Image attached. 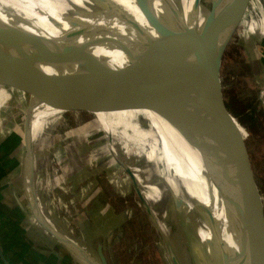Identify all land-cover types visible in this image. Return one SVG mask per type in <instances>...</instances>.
I'll return each mask as SVG.
<instances>
[{
  "label": "water",
  "instance_id": "obj_1",
  "mask_svg": "<svg viewBox=\"0 0 264 264\" xmlns=\"http://www.w3.org/2000/svg\"><path fill=\"white\" fill-rule=\"evenodd\" d=\"M168 1V15L160 20L164 36L156 38L140 30L145 41L136 45L125 29L113 25L114 19H119L125 25L129 21L108 0H92V3L88 1L82 5L74 0H65L77 18L78 25L72 26L78 29L79 35L85 36V32L92 38L93 46L121 51L128 60L126 65L114 68L100 61H93L94 75L82 91L74 86L73 81L77 80L74 77L60 78L61 84H56L54 79L42 73L41 66L47 63V58L37 50L28 52L24 48L20 40L24 29L0 25V43L13 40L17 48L13 64L2 61L0 57V72L7 73L16 82L28 80L27 86L35 101L29 108L25 136L32 214L43 229L70 250L84 256L91 264L92 261L77 243L44 218L36 200L31 126L35 112L41 106L82 111L92 115L105 110L142 107L154 109L163 117L164 107L167 108L180 121L185 132L200 140L199 149L211 168L206 175L215 184L231 223L238 221L242 213H246L257 220V227L264 234V224L238 205L236 200L233 183L235 158L229 135H234L233 128L239 129L236 128L235 116L225 105L222 81L226 50L252 0L241 2L230 30L225 28V20L231 0H211L209 12L204 9L201 0H194V9L205 10V18L200 25L196 19L184 21L179 0ZM29 38L36 46L38 36L31 33ZM52 89L56 93L46 96ZM106 138L110 144V136L106 134ZM114 155L128 174L146 210L150 212L151 207L132 168L117 153ZM247 172L255 179L250 168H247ZM179 217L171 234L160 229L172 264H236V257L226 245L221 223L216 218L213 207L198 200H193V205L190 206L187 201ZM202 230L209 231L212 238L205 240ZM98 255L101 264H109L102 246H99Z\"/></svg>",
  "mask_w": 264,
  "mask_h": 264
},
{
  "label": "rangeland",
  "instance_id": "obj_2",
  "mask_svg": "<svg viewBox=\"0 0 264 264\" xmlns=\"http://www.w3.org/2000/svg\"><path fill=\"white\" fill-rule=\"evenodd\" d=\"M8 1L4 2L11 4L12 1L13 3L17 2L15 0ZM125 2V4L113 8L121 11L129 23L126 22L127 25H125L119 19H114L113 25L121 26L122 29L128 32L131 37L130 39L136 45H140L139 33L136 27H133V25L135 26L136 10L131 5V2ZM201 3L207 12L211 10V0H201ZM191 4L189 3L190 6ZM57 6L52 5L41 8L33 15L17 20L20 22L26 19V22H30V17H32L36 25L29 30L30 33L35 32L37 36L55 40L58 44H61L65 41L68 32L76 31V29L63 24ZM0 25L6 26L3 22ZM239 29L228 45L222 67L223 93L227 107L230 103V96L235 95L236 91L230 90L228 92L227 86L237 78L232 77L235 74L231 75L230 66L231 63L237 60V56L241 58L240 53L242 48L237 44L240 37ZM84 34L85 42L92 48L93 53L108 67H121L128 63L127 57L121 51H112L99 46H93L92 38L85 32ZM78 41L83 42L80 36H78ZM237 73V75L243 76V78L246 75L241 68H238ZM260 90L257 89L255 91H257V97L261 104L259 97ZM5 97L7 99L4 100L2 98L0 103H9L10 98L7 94H5ZM109 108L112 109V107ZM107 111L101 112L104 119L105 112ZM114 111L123 120L125 124L124 129L127 133L124 132L128 134L134 151H129L125 142L117 136L112 137L114 146L111 140V144H108L106 134L100 122L90 113L66 114L60 121H63V125L61 124L58 131L64 136V144L67 146L74 142V139H82L81 137L88 138L89 143L93 146L89 147L88 150H93L96 154L104 156L102 160L101 157L95 156L97 159H93V163H96L95 161L98 160V163H101V161L104 163L108 159H111L108 157L107 151L110 153L114 151L112 153L113 156L117 153L125 163L133 168L132 171L136 175H143V180L148 190L145 186L142 189L139 187L141 191H148L146 195L144 194V197L147 203L152 202V204H156L155 209H151L150 212L146 210L128 174L115 157L113 169L111 166L110 168L107 167L105 173L97 180L102 193L96 194L90 201L92 204L85 207L86 217L83 220L85 221L83 222L84 224H79L83 219V206L68 203V199H71L75 194L74 182L67 179L66 183L59 182L56 185L55 182L57 179H60L58 177L60 176V171L59 174L56 171L53 174L51 166L48 168L49 173L42 174L46 180V188H43L42 191L38 189L40 191L38 193L41 194L40 196L46 198L45 200L42 199V211L44 214H51L58 219H67L68 228L71 231L74 230L76 232L78 229H82L81 225L84 226L85 230L88 231L86 233L88 234V238L85 241L87 240V246L92 251L91 257L95 261V263L92 262L94 264H101L95 255L99 244L104 246L109 264H172L160 229L164 228L168 234H171L174 225L179 221L180 212H177L169 219V224L167 223L168 221L166 222L167 218L171 216V211L174 210L179 196L177 192L174 193V189L170 192L167 185L163 184L161 159L154 149L148 147L149 126L145 119L148 115L153 116L155 111L154 109L149 110L142 107L138 109L130 108V110L115 109ZM226 117L228 118L229 116ZM236 120L238 125V127L236 125V128L239 130L233 128L234 135L230 134L229 130V139L235 158L233 173L234 189L242 208L246 209L255 218L258 217L257 219L264 224V136L249 132L237 118ZM262 123L264 129V119ZM247 168L253 171L256 181L250 177ZM52 177H56V180ZM161 184L163 187L160 186ZM164 202H166V206H163ZM184 231L183 233H185ZM72 235L78 241L83 240L78 233H72ZM92 235H95V237H91ZM86 261L89 262L87 259Z\"/></svg>",
  "mask_w": 264,
  "mask_h": 264
},
{
  "label": "crops",
  "instance_id": "obj_3",
  "mask_svg": "<svg viewBox=\"0 0 264 264\" xmlns=\"http://www.w3.org/2000/svg\"><path fill=\"white\" fill-rule=\"evenodd\" d=\"M30 19V22H26V19L20 22L12 21V26L25 30L20 40L28 52L37 50L46 56L47 63L41 68L42 73L54 79L56 84H61L60 78L74 77L77 79L73 81L74 86L82 91L83 87L89 84L90 77L94 75L93 61L104 62L93 53L88 43L78 41L77 31H69L61 44L38 36L35 46L29 38L31 34L29 30L36 24L32 17ZM239 28L240 37L237 44L242 48L241 58L237 56L239 61L235 60V63H231V75L235 74L232 68L234 65L244 70L246 85L257 95L255 90L264 87V0L251 1ZM32 34L37 36L35 32ZM0 45L1 60L13 64L14 54L17 52L15 42L4 41ZM239 62L240 66L236 64ZM232 77L235 78L236 74ZM27 84H29L28 80L16 82L7 73L0 72V100L7 99L5 94L10 98L9 103H0V264H86L79 257L81 256L79 253L70 250L43 229L31 211L30 195L25 182L28 175L25 136L26 120L33 98ZM55 93L52 89L46 96L50 97ZM262 100L264 101V94ZM36 106L40 105L36 104ZM50 107L61 113L45 120H41L39 114L32 121L31 126L36 200L44 218L77 243L95 263L91 257L92 251L87 246V240L85 241L88 238L86 234L88 231L83 225H81L82 229L71 231L67 219H58L51 214L47 216L43 213L42 199L46 198L39 193L46 188V180L42 174L49 173L48 168L51 166L53 174L55 171L59 174L60 171L58 176L60 179H57L56 185L59 182L65 183L64 180L67 179L74 182V198L68 199V203L84 207H82L83 219L79 221V224H84L85 207L92 204L90 201L96 194L102 193L97 180L105 173L107 167L111 166L113 169L116 156L107 151L108 157L111 158L105 161L108 164L102 161V164L98 163L99 160L93 163L92 160L97 159L95 156L101 157V160L104 156L88 150L89 147H93L88 138L74 139L69 146L65 145L64 136L58 131L61 124L63 125V121H60L66 114L85 112ZM52 178L56 180V177ZM10 224L13 227L15 225L20 234L14 235V232H10L15 230V227L12 229L9 227ZM72 233H78L83 240L78 241ZM99 246H102L104 253L105 248L99 244L96 249L95 255L100 261Z\"/></svg>",
  "mask_w": 264,
  "mask_h": 264
},
{
  "label": "bare ground",
  "instance_id": "obj_4",
  "mask_svg": "<svg viewBox=\"0 0 264 264\" xmlns=\"http://www.w3.org/2000/svg\"><path fill=\"white\" fill-rule=\"evenodd\" d=\"M4 1L9 2L8 0H0V21L5 23L6 26L13 27V20L31 16L39 9L52 5H58L60 19L65 26L73 27L72 25H78L76 16L70 10L65 0H15L17 2L13 3L12 1V4ZM74 1L78 5H82L88 1L92 3V0ZM125 1L131 2L132 4H128H131L136 10L135 26L138 33L142 30L144 34L156 38H162L164 36V29L160 20H164V17L168 15L167 9L170 7L168 0H108L113 7H119L125 4ZM242 1H230L225 20V28L227 30L232 28ZM179 3L184 21L189 22L192 19H196L199 25L203 23L205 10L203 8L194 9V0H179ZM189 3H192L191 6ZM79 36L86 43L84 37L82 35ZM139 37L141 44L144 43L145 39L140 33ZM164 111V117L155 111L153 116L148 115L144 119L148 122L149 126L148 147L154 149L161 159L163 166V184L167 185L170 192L174 189V193L177 192L179 196L177 204L174 206V210L171 211V216L167 218L166 222L168 221L167 223L169 224V219L173 215L177 212L181 213L185 202L188 201L190 206H192L193 200H198L205 205L213 207L216 218L221 223V230L226 245L229 250L233 251L236 257V264H264V234L259 231L257 220L246 213H242L238 221L233 222V224L231 223L229 216L225 213L223 200L215 184L206 175L211 168H209L199 149L200 140L196 136L185 132L180 121L170 110L164 107ZM59 113L61 112L50 106H41L36 110L33 120L39 114H41L40 119L45 120ZM94 116L100 122L103 131L110 136L113 146L114 142L112 137L117 136L125 142L129 151L133 150L130 138L124 129L125 124L116 111L108 110L105 112L106 120L101 113ZM134 174L141 189L145 186L148 190L143 180V175H136L135 172ZM28 180L29 178L26 177L25 182L27 186ZM160 186L163 187L162 184ZM147 190H142L143 195L147 194ZM236 200L238 205H240V200L237 198V195ZM148 204L151 209H155L156 204H152V202ZM163 206H166V202H164ZM206 231L202 230L201 234L205 240H209L212 238V234ZM79 257L86 264H90L84 256L81 255Z\"/></svg>",
  "mask_w": 264,
  "mask_h": 264
},
{
  "label": "trees",
  "instance_id": "obj_5",
  "mask_svg": "<svg viewBox=\"0 0 264 264\" xmlns=\"http://www.w3.org/2000/svg\"><path fill=\"white\" fill-rule=\"evenodd\" d=\"M236 61H239V58ZM236 64L240 66V62ZM234 66L232 68L236 72L235 74L237 78L235 77L236 79L231 81L227 87L229 89L228 92H230V90L236 91L235 95L231 94L232 96H230V103L228 107L233 115L247 128L249 132L264 136L262 123V120L264 119L263 107H261L262 105L260 104L257 95L253 93L254 91L246 85L245 77L243 78V76L241 77L240 75H237L238 67ZM9 227L12 229L13 225L10 224ZM10 232H14V235L20 234L16 227L14 231L11 230Z\"/></svg>",
  "mask_w": 264,
  "mask_h": 264
},
{
  "label": "built area",
  "instance_id": "obj_6",
  "mask_svg": "<svg viewBox=\"0 0 264 264\" xmlns=\"http://www.w3.org/2000/svg\"><path fill=\"white\" fill-rule=\"evenodd\" d=\"M263 94H264V87L261 88V90H260V94H259V97H260V100H261V105H262V107H263V109H264V101L262 100V96H263ZM32 103L34 104V101H32ZM64 182L66 183L65 180H64Z\"/></svg>",
  "mask_w": 264,
  "mask_h": 264
}]
</instances>
